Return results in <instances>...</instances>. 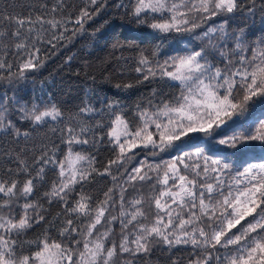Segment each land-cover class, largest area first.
Segmentation results:
<instances>
[{"label":"snow or ice","instance_id":"snow-or-ice-1","mask_svg":"<svg viewBox=\"0 0 264 264\" xmlns=\"http://www.w3.org/2000/svg\"><path fill=\"white\" fill-rule=\"evenodd\" d=\"M110 8L138 27L165 35L196 33L205 44L163 63L156 59L158 51L149 55L138 50L131 58L133 69L121 66L122 75L134 70L142 79L117 83V89L157 78L179 82L181 87L172 100L136 104L135 124L120 101L104 100L99 108L86 102L66 113L51 101L28 104L4 93L0 98V264H150L158 245L169 250L190 245L194 255L189 264H264V161L232 173L230 164L197 149L163 165L140 161L127 167L136 149L165 151L193 133L213 137L218 129L244 117L258 100L264 101V37L250 45L243 29L227 31V19L197 33L215 17L264 13V0H116L113 4L86 0L75 18L67 0H34L27 5V14L5 2L0 7V51L6 57L0 59V82L14 85L27 80V73L43 67L42 46H64L61 42H71L85 31L87 21ZM100 31L96 28L92 35ZM116 59L127 64L130 58ZM13 109L20 120L29 122L28 129L22 131L13 122ZM105 140L115 155L102 170L96 167L94 155L73 147L95 148ZM253 142L264 145V119L218 140L233 149ZM50 170L57 176L43 199L48 205H62V212L51 221L44 204L33 199L47 183ZM149 173H156V184L163 185L158 193L147 201L143 195L126 200L129 187L153 179ZM226 175H230L227 182ZM96 176H110L114 182L99 201L83 190ZM117 200L119 214L111 215L109 209L116 207ZM145 203L155 211H145ZM41 223L48 225L45 231L26 240V234ZM116 225L118 243L113 239Z\"/></svg>","mask_w":264,"mask_h":264},{"label":"trees","instance_id":"trees-1","mask_svg":"<svg viewBox=\"0 0 264 264\" xmlns=\"http://www.w3.org/2000/svg\"><path fill=\"white\" fill-rule=\"evenodd\" d=\"M5 2L16 5L17 12L24 11L27 14V5L34 3V0H0V7H3ZM115 2L116 0H109L110 4ZM126 2L130 3L131 0H126ZM257 2L259 3V0ZM85 3L86 0H67L68 11L71 12L73 18L79 14ZM224 19L228 20L227 31L235 33L243 29L246 41L250 45L254 40L264 37V13L259 10H257L254 17H249L244 12L215 17L203 28L197 29V33L202 32L213 23L219 24ZM105 20L108 21L107 24L104 23ZM69 27L73 28L75 26L69 25ZM96 28H100L101 31L93 36L92 33ZM84 29L85 31L74 37L71 42H61L64 46H58L56 49H51L48 45L42 46L44 49L41 52V58L44 59L43 67L27 73L29 78L19 84L9 85L0 82V98L6 92L9 97L14 96L17 100L28 104L51 101L66 113L76 111L86 102H90L93 106L99 108L101 107V101H120L127 106V118L135 124L138 122L134 115L136 104L147 106L149 100H152L154 104L162 100H172L180 95L181 87L179 82L167 78L164 80L157 78L156 80L144 81L129 89H117L115 87L117 83L135 84L138 79H142V75L134 70L125 71L122 75L120 73L121 66L124 65L127 69H133L135 62L131 58L136 57L138 50L149 55L153 51H158L156 59L163 63L171 56L184 55L186 52L199 49L205 44V41L196 38V33L165 35L146 27H138L130 23L127 18H123L122 13L114 8H110L87 21ZM114 43L125 45V47L123 49H113L112 45ZM227 43L232 45L234 41L229 38ZM245 55H249V53L246 52ZM121 56L130 58L127 64L123 59H116ZM69 57H71V60L68 59ZM5 58L2 51H0V59ZM109 74V80L106 81L104 77ZM89 77H95V80ZM154 89L157 93L155 96L153 95ZM19 117V112L13 109L10 118L22 131L28 129L29 122L22 121ZM261 119H264V101L258 100L250 107L249 112L244 117L218 129L217 135L208 137L203 133H193L180 141H175L173 146L165 151H160L158 148L136 149L134 151L137 155L127 167L130 169L140 161L152 165H163L185 152L194 153L197 149H203L212 158L221 159L230 164L232 173L243 171L251 163L264 161V145L253 142L244 145L242 148L233 149L219 145L218 140L225 135L241 131L248 125L258 123ZM73 147L77 151L83 150L86 154L94 155L96 157V167L101 170L108 160L114 158L115 155L106 140L102 145H97L95 148L91 145H74ZM61 148L66 150L64 145H61ZM113 172L115 173V169H113ZM162 172L163 168H161V175ZM149 175L153 177L151 181L143 184L137 183L135 189L128 188V192L125 194L126 200L143 195L147 201L148 197L158 193L163 185L156 184V173H149ZM56 176V171H48L47 183L40 187L33 197L34 200H39L40 203L44 204L47 209L45 215L49 221L56 217L57 213L62 212V205L58 203L48 205L47 201L43 199V193L48 190ZM224 178L227 182L230 175H226ZM154 184L156 185L155 189L152 187ZM112 187H114V182L110 176H96L94 182L86 184L83 190L91 195L94 201H99L104 199L103 193ZM116 194L117 196L119 194L118 188ZM144 209L145 211H155L154 207L149 210L147 203H145ZM109 212L111 215L119 214L118 200L116 207H110ZM47 227L48 225L44 223L36 225L24 238L29 241L35 240ZM52 234L55 235V232ZM113 239L117 243L119 242L118 225L115 227ZM193 255L194 250L190 245L176 246L171 250L165 245H158L153 249L149 259L150 264H171L173 259H176L178 264H189ZM141 264H143V261H141Z\"/></svg>","mask_w":264,"mask_h":264},{"label":"rangeland","instance_id":"rangeland-1","mask_svg":"<svg viewBox=\"0 0 264 264\" xmlns=\"http://www.w3.org/2000/svg\"><path fill=\"white\" fill-rule=\"evenodd\" d=\"M151 130L155 131L154 126H153V128Z\"/></svg>","mask_w":264,"mask_h":264}]
</instances>
